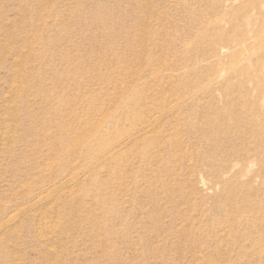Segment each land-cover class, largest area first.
Here are the masks:
<instances>
[{
    "label": "rangeland",
    "instance_id": "374dc122",
    "mask_svg": "<svg viewBox=\"0 0 264 264\" xmlns=\"http://www.w3.org/2000/svg\"><path fill=\"white\" fill-rule=\"evenodd\" d=\"M0 264H264V0H0Z\"/></svg>",
    "mask_w": 264,
    "mask_h": 264
},
{
    "label": "bare ground",
    "instance_id": "6f19581e",
    "mask_svg": "<svg viewBox=\"0 0 264 264\" xmlns=\"http://www.w3.org/2000/svg\"><path fill=\"white\" fill-rule=\"evenodd\" d=\"M227 2H228V1H227ZM176 104H177V103H176ZM142 126L144 127L145 125H142ZM149 126H150V125H149ZM147 127H148V126H147ZM139 130H140V129H139ZM139 130H138V131H139ZM174 136H175V135H174Z\"/></svg>",
    "mask_w": 264,
    "mask_h": 264
}]
</instances>
